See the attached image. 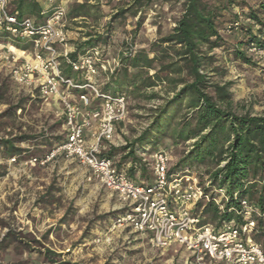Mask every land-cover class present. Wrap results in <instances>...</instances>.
I'll use <instances>...</instances> for the list:
<instances>
[{
	"label": "rangeland",
	"instance_id": "obj_1",
	"mask_svg": "<svg viewBox=\"0 0 264 264\" xmlns=\"http://www.w3.org/2000/svg\"><path fill=\"white\" fill-rule=\"evenodd\" d=\"M246 3L256 7L257 1L246 0ZM121 5L125 7L124 3ZM117 7V2L101 1L100 10L104 15L101 20H78L77 26L66 21L69 44L83 39V33H102V27ZM180 11V4L157 3L145 15L134 18L128 14L117 20L108 48L100 47L103 55L120 59L130 44L134 51L147 50L152 42L171 31ZM243 12H247L245 6L231 8L219 20L224 44L211 53L219 72L210 77L215 83H231V100L236 112L264 115V72L254 64L235 58L233 49L242 39V32L225 30L235 19L234 15L243 19ZM138 17L143 18L142 24L131 40ZM260 17L264 21V15ZM8 47L12 46L0 44V138L15 139V152L8 155L0 148V264H49L43 254L46 250L56 254L57 260L75 264H184L190 255L185 248L172 244L157 249L147 236L114 228L113 220L122 212L119 201L76 160L60 155L44 166H30L32 159H45L56 143L63 140L62 115L56 116L51 110L52 100L42 103L38 99L33 84L23 86L14 81L13 71L19 62L8 57ZM96 83L101 89L106 83L104 76L99 75ZM152 92L158 96L153 100L126 96L127 116L115 134L117 146L111 147L118 149L131 143L147 127L152 110L167 96L159 87ZM171 112L162 124H171ZM25 136L31 139L19 140ZM148 142L155 144L154 139ZM188 146L189 143L174 146L166 139L156 150L169 154L172 167ZM156 150L144 156L142 163L147 178L140 180L142 183L152 182L151 157ZM121 155L115 153L110 158L117 164ZM138 172L134 173L135 179ZM202 217L206 223L215 225L211 213Z\"/></svg>",
	"mask_w": 264,
	"mask_h": 264
},
{
	"label": "trees",
	"instance_id": "obj_2",
	"mask_svg": "<svg viewBox=\"0 0 264 264\" xmlns=\"http://www.w3.org/2000/svg\"><path fill=\"white\" fill-rule=\"evenodd\" d=\"M101 1L117 2L118 7L102 27V33H83V39L73 43L72 60L95 47H108L116 21L126 15L134 18L145 15L157 3L181 5L171 31L152 42L147 50L132 53L129 48V55L120 58L118 71L102 86L103 93L134 99L157 98L152 92L157 87L167 93L162 103L152 110L149 124L138 137L118 149L109 147L102 155L110 158L121 153L116 167L120 169L128 164L127 175L138 181L134 178L137 170L140 180L147 178L141 155L156 150L166 139L174 146L189 143L188 149L170 167V173L196 172L202 179L206 177L211 186L224 189L228 199L221 213L211 202L197 203L196 211L201 215L211 213L217 226L222 222H239L235 211L239 200L246 199L259 215L260 228L264 217V115L236 112L231 100V83L212 82L210 75L219 72L211 53L224 44L219 20L231 8H247L243 19L234 15L230 23L237 24V31L243 35L233 53L238 61L253 64L244 51L250 45H259L264 36V21L260 17L264 15V0H248L257 1L256 7L248 6L246 0H75L66 7V21L77 26L78 20H101L104 18ZM7 10L20 18L29 17L36 24L43 23L53 11L46 10L37 0H8ZM142 20L138 17L131 40ZM1 43L19 51L30 48L28 42L2 31ZM64 70V75L71 74L67 68ZM170 112L171 124H162ZM29 139L25 136L19 140ZM149 139H154L155 144L148 142ZM14 140L0 138V148L8 155L15 152ZM43 254L49 264H75L57 260V255L47 250Z\"/></svg>",
	"mask_w": 264,
	"mask_h": 264
},
{
	"label": "built area",
	"instance_id": "obj_3",
	"mask_svg": "<svg viewBox=\"0 0 264 264\" xmlns=\"http://www.w3.org/2000/svg\"><path fill=\"white\" fill-rule=\"evenodd\" d=\"M7 4L8 0H0V31L30 45L25 51L7 48L8 57L19 62L13 71L14 81L23 86L33 84L42 103L56 99L62 109L63 140L45 159H32L30 164L44 166L60 155L76 160L119 201L122 212L114 218V228L147 236L157 249L172 244L185 248L190 255L184 264H264V217L259 228V215L246 199L239 200L235 211L239 222L210 225L196 205L211 202L221 213L228 200L224 189L211 186L196 172L170 173L172 159L166 151L158 149L151 157V184L132 180L102 155L106 147L117 146L116 126L125 121L128 103L123 94L103 93L96 78L102 75L107 82L120 68V59L107 58L95 47L72 60L74 47L69 44L62 5L36 24L29 17L9 13ZM225 30L235 32L238 25L228 24ZM129 48L134 52L130 44L122 56L129 55ZM244 53L264 72V36L259 45H250ZM63 66L76 79L64 75ZM94 125L97 132L88 141L85 133Z\"/></svg>",
	"mask_w": 264,
	"mask_h": 264
},
{
	"label": "crops",
	"instance_id": "obj_4",
	"mask_svg": "<svg viewBox=\"0 0 264 264\" xmlns=\"http://www.w3.org/2000/svg\"><path fill=\"white\" fill-rule=\"evenodd\" d=\"M40 4H41V6L42 7H44L46 10H53L55 7H57V6H59V5H62V6H64L65 8L69 5V4H71V3H73L75 0H37ZM79 1V0H78ZM70 33V35L72 34L71 32H69ZM75 35H77L78 36V34H75ZM72 40H75L76 41V39H72ZM74 43V42H73ZM71 44L72 46L74 45V44ZM108 47H105L104 49H107ZM65 68H62V70H64ZM65 71V70H64ZM69 76H72L74 79H76V77L74 76V75H69ZM59 107H60V103L58 102V101H56L55 99H53L52 101H51V110L53 111V112H55V114H56V116H58V115H62V113L60 114H57V111L58 110H60L61 111V107H60V109H59ZM95 107V105L93 104L89 109H92V108H94ZM62 123H63V120H62ZM119 128V124L116 126V132H117V129ZM96 132H97V129H96V126L94 125L92 128H90V130H88L85 134H86V138H87V140L88 141H90L91 139H92V136L93 135H95L96 134ZM58 143H56V145H57ZM106 150V149H105ZM105 150H103V153H105L106 151ZM126 165V167L125 168H120L121 170H123L124 172H125V170H128V168H129V165L128 164H125ZM30 166H35V164H30ZM138 171V170H137ZM136 171V172H137ZM127 172V171H126ZM125 172V173H126ZM136 172H135V174H136ZM127 174V173H126ZM138 174V178L136 179V180H138V181H140V179H139V176H140V171L137 173Z\"/></svg>",
	"mask_w": 264,
	"mask_h": 264
},
{
	"label": "bare ground",
	"instance_id": "obj_5",
	"mask_svg": "<svg viewBox=\"0 0 264 264\" xmlns=\"http://www.w3.org/2000/svg\"><path fill=\"white\" fill-rule=\"evenodd\" d=\"M10 51H15V49L13 47H9Z\"/></svg>",
	"mask_w": 264,
	"mask_h": 264
}]
</instances>
